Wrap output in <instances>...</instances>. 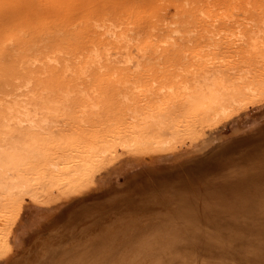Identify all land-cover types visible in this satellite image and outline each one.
Listing matches in <instances>:
<instances>
[{
    "label": "rangeland",
    "instance_id": "1",
    "mask_svg": "<svg viewBox=\"0 0 264 264\" xmlns=\"http://www.w3.org/2000/svg\"><path fill=\"white\" fill-rule=\"evenodd\" d=\"M252 28L264 32V0H0V130L14 131L22 143L27 139L36 168L38 151L49 158L59 147L87 144L121 122H135L143 113L140 100L160 87L175 84L164 93L171 95L163 108L174 106L169 116L181 121V88L200 85L202 77L211 76L207 82L221 88L260 84L254 88L259 94L233 97L222 116L197 117L193 137L139 151L116 149L79 186L14 197L0 264H264V44L247 48L248 56L243 51L247 57L214 53L210 46L222 48L232 33L245 36ZM112 33L123 40L111 41ZM18 48L30 50L19 54ZM21 60L26 72L18 70ZM121 61L138 70L123 77ZM83 62L92 63L86 87L71 82ZM98 64L106 66L97 72L106 78L100 83L90 77ZM32 70L46 73L37 78ZM120 88L127 89L122 103L114 96ZM20 94L27 98L15 97ZM25 114L31 121L19 124ZM168 124L157 134L169 135Z\"/></svg>",
    "mask_w": 264,
    "mask_h": 264
},
{
    "label": "bare ground",
    "instance_id": "2",
    "mask_svg": "<svg viewBox=\"0 0 264 264\" xmlns=\"http://www.w3.org/2000/svg\"><path fill=\"white\" fill-rule=\"evenodd\" d=\"M190 2V1H189ZM232 19V18H231ZM221 20V19H220ZM205 22V21H203ZM220 23V22H219ZM100 24V23H99ZM89 25V24H87ZM87 25H84V28L87 26ZM254 25V24H253ZM219 26V25H218ZM256 25H254L253 27H255ZM89 28L91 26H88ZM139 27V26H138ZM92 28V27H91ZM257 28V27H256ZM88 28H86V31H87ZM110 29V28H108ZM169 29V28H168ZM90 30V29H89ZM88 30V31H89ZM113 29H111L110 31L112 32ZM218 30V29H217ZM238 30V29H236ZM253 30V28L251 29ZM250 31V34L248 35H241L242 33H240V31H238L240 34H238V32L236 31V33H232V37H231V42L227 45L225 44L224 46V42H223V46L221 48V45H217L215 47V45H210L211 47H213L214 49V53H217L216 50L220 51L221 50L225 51L227 50L228 52L232 53V54H236V55H241L243 56L244 53H242L243 51L248 52L247 48H251V51L255 48L254 46H256L257 43H262L263 42V39H264V34H262L263 31H257V30H253L252 32ZM87 31V33H88ZM108 31V30H107ZM94 32V31H92ZM175 32V31H174ZM95 33V32H94ZM105 33V32H104ZM264 33V32H263ZM116 34V33H115ZM121 35V34H120ZM120 35L118 34L117 36L114 35L112 33L111 36H109V39L111 38V41H115L116 43H120L123 38L120 37ZM143 35V34H142ZM217 35V34H216ZM241 35V36H240ZM104 36V35H103ZM108 36V35H107ZM106 36V37H107ZM222 36V35H221ZM227 37V36H226ZM153 38V37H152ZM206 38V37H205ZM215 38V37H214ZM98 40V39H97ZM105 40H108V38H106ZM100 41V39H99ZM97 41V42H99ZM195 41V40H194ZM105 41H103L104 43ZM115 42H114V46H115ZM130 42V40H129ZM198 42V41H197ZM228 42V41H225V43ZM102 43V44H103ZM125 44L127 43L126 40L124 42ZM123 43V44H124ZM194 43V42H193ZM221 43V42H220ZM96 44V43H95ZM101 44V43H100ZM104 44H108V42H105ZM110 45H112V43H109ZM147 44V43H146ZM208 44V43H207ZM108 45V46H110ZM117 45V44H116ZM197 45V44H196ZM258 45V44H257ZM129 47V45H127ZM136 46V45H135ZM208 46V47H210ZM263 46V45H262ZM104 47V46H103ZM207 47V46H204L203 49ZM207 47V48H208ZM116 48V46H115ZM125 48V46H124ZM200 48V47H199ZM24 49H27V48H18V52L19 51H26ZM177 49V48H176ZM175 49V50H176ZM259 49V48H257ZM261 49V48H260ZM27 50H30V48H28ZM95 50V49H94ZM102 50V49H101ZM123 50V48H122ZM127 50V49H125ZM98 51V50H97ZM107 51V49L104 51H102L103 53H105ZM109 51V49H108ZM107 51V52H108ZM165 51V50H164ZM196 51V50H195ZM2 52V51H1ZM34 52V51H32ZM168 53H170L169 51H167ZM166 52V53H167ZM200 52V51H199ZM204 52V51H203ZM226 52V51H225ZM250 52V51H249ZM30 53V52H29ZM109 53V52H108ZM107 53V54H108ZM129 53V52H128ZM157 53V52H156ZM193 53V52H191ZM202 53V52H201ZM212 53V54H214ZM1 54V53H0ZM13 54V53H12ZM20 54V52H19ZM22 54V53H21ZM28 54V53H27ZM36 54V52H35ZM131 54V53H130ZM130 54L128 56H130ZM153 54V53H152ZM179 54V53H178ZM210 54V53H209ZM219 54V52H218ZM25 55V54H24ZM23 55V56H24ZM30 55V54H29ZM121 55V54H119ZM169 55V54H168ZM191 55V54H190ZM206 55V54H205ZM217 55V54H216ZM220 55V54H219ZM224 55V54H223ZM246 55L248 56L249 54L246 53ZM246 55H244L245 57H247ZM18 56V55H17ZM16 56V57H17ZM22 56V55H21ZM33 56V55H32ZM35 56V55H34ZM87 56V55H86ZM92 56V55H91ZM98 56V55H96ZM102 56V54L100 55ZM161 56V55H160ZM163 56V55H162ZM195 56V55H194ZM226 56V55H225ZM243 56V57H244ZM253 56V55H251ZM263 56V54H262ZM20 57V55H19ZM18 57V58H19ZM28 57V56H27ZM44 57V56H43ZM105 57V56H104ZM167 57V56H166ZM176 57V56H175ZM218 57V55H217ZM216 57V58H217ZM227 57H229V54L227 55ZM233 57V55L230 56V58ZM255 57V56H254ZM253 57V58H254ZM258 57V56H257ZM15 58V57H14ZM26 58V57H25ZM97 58V57H96ZM106 58V57H105ZM111 58V57H110ZM109 58V60H110ZM129 58V57H128ZM131 58V57H130ZM129 58V60H130ZM136 58V57H135ZM146 58V57H145ZM162 58V57H161ZM207 58V57H206ZM215 58V57H213ZM220 58H221V55H220ZM225 58V57H224ZM234 58V57H233ZM236 58V56H235ZM17 59V58H16ZM20 59V58H19ZM102 59H103V56H102ZM115 59V58H114ZM174 59V58H173ZM208 59V58H207ZM226 59V58H225ZM229 59V58H228ZM26 60H29V58H27ZM26 60H21V61H18L19 64L18 66L20 67V69L18 68V70H24L25 71V61ZM108 60V61H109ZM217 60V59H216ZM237 60V59H236ZM245 60V58H244ZM264 60V59H263ZM97 61V60H96ZM107 61V59L105 60ZM207 61V60H206ZM219 61V60H218ZM217 61V62H218ZM36 62V58H34L33 62H31L32 65H34ZM43 62V61H42ZM112 62V61H110ZM119 62V61H118ZM131 62V60H130ZM200 62V61H199ZM208 62V61H207ZM206 62V63H207ZM212 62H214L212 60ZM84 63V62H83ZM102 63V62H101ZM121 63L123 65H125L126 67H124L122 69V73L121 74L123 77H129L130 75L128 74L129 72L134 74V72L136 70H138V65H133L132 68H130V66L127 67V65L129 64L128 61H121ZM120 63V64H121ZM190 63V62H189ZM216 63V62H215ZM226 63V62H225ZM252 63V62H250ZM89 64H92V63H89ZM89 64H85L82 65L81 67V70H79L78 68V73L75 75V77L73 76V78H71L73 81H71L74 85L76 84L77 86H81V85H85L87 84V81L89 79V73H90V67L91 65ZM96 64V63H95ZM100 64V62H99ZM95 65V68H94V72H92L91 74L93 75H90V77H92V80L94 79L95 82H98L100 83L101 81L104 82V80L106 79L104 76V80H103V77L100 76L99 74L102 72V70H105L106 66L104 65ZM136 64V63H135ZM258 64V63H257ZM28 65V64H27ZM57 65V64H56ZM107 65H108V62H107ZM140 65V64H139ZM152 65V64H151ZM175 65V64H174ZM192 65V64H191ZM97 66V68H96ZM212 66V65H211ZM209 66V67H211ZM214 66V64H213ZM47 67V66H46ZM67 69L69 68L68 66H65ZM112 67V66H110ZM227 67V66H226ZM38 68V67H37ZM42 68V66H41ZM45 68V66H44ZM62 68V67H61ZM114 68V66H113ZM234 68V67H233ZM39 69V68H38ZM52 69V68H50ZM96 69V70H95ZM117 69V68H116ZM208 69V68H207ZM211 69V68H210ZM219 69V68H218ZM26 70H28L26 68ZM41 70V69H40ZM39 70V71H40ZM49 70V69H48ZM47 68H46V71H48ZM65 70V69H64ZM101 72H98L100 71ZM204 70H206L204 68ZM225 70V69H224ZM227 70V69H226ZM42 71L43 68H42ZM52 71V70H51ZM70 71V70H69ZM76 71V70H75ZM125 71V72H123ZM209 71V70H208ZM207 71V73H208ZM220 71V69H219ZM229 71V70H228ZM28 72V71H27ZM49 72V71H48ZM63 72V71H62ZM62 72H57L56 74H63ZM99 74H98V73ZM254 72V71H253ZM30 76L31 74H35V76L37 75L38 76V70L37 71H30ZM28 73V74H29ZM44 73L46 72H43V73H40L39 75L41 76H45ZM51 73V72H50ZM136 73V72H135ZM198 73V72H197ZM204 74V71L202 72ZM217 73V71H216ZM215 73V76H217V74ZM221 73V72H220ZM24 74V73H22ZM49 74V73H47ZM46 74V75H47ZM55 74V73H54ZM53 74V75H54ZM57 76L56 80L58 78H62V75L60 74V77ZM67 74V73H65ZM102 74V73H101ZM107 74V72H106ZM166 74V73H165ZM168 74H172V73H168ZM202 74V75H203ZM213 74V73H212ZM211 74V75H212ZM223 74V73H222ZM233 74V73H232ZM50 75V74H49ZM69 75V74H68ZM119 75V73H118ZM180 75V74H179ZM226 75V73H225ZM229 75V74H228ZM261 75V74H260ZM25 76V75H24ZM29 76V75H28ZM36 76V77H37ZM51 76V79H52V75ZM54 76V77H56ZM110 76V75H109ZM170 76V75H169ZM175 76V75H174ZM204 76V75H203ZM222 76V75H221ZM255 76V75H254ZM253 76V77H254ZM27 77V75H26ZM64 77V75H63ZM66 77V76H65ZM69 77V76H68ZM67 77V78H68ZM107 77V76H106ZM115 77V76H114ZM136 77V76H135ZM150 77V76H149ZM172 77V75L170 76ZM176 77V76H175ZM194 77V76H193ZM201 78V75L199 76ZM238 77V76H237ZM242 77V76H241ZM38 78V77H37ZM133 78V77H132ZM153 78V77H152ZM192 78V77H191ZM211 78V76L209 77ZM209 78L207 79L206 77L201 79V84L200 85H197V86H194V87H191L190 84L189 86L190 87H182L181 88V91L178 95V100H177V107L180 106V111L179 113H181V121L180 120H177L175 121L176 119H171L170 118V111L172 110H169L170 108H174L173 107H169L168 110H166L165 108V101L166 99H169L168 97H170L169 95L171 94H168V97H165L163 98L164 96V93L166 92H169V93H172V90L170 89V86L169 85H166V86H169L168 87H163V88H159L157 91H155L154 95H152V97H148V98H143V100H140L141 102H143V105H142V110H143V113H142V116L141 117H137V120H135V122L132 123V120H131V124L130 125H126L125 123H122L118 125L117 129L116 127L112 130L111 134H107L108 135H104L103 133H101V135H99V137L97 136L96 138H93L92 141L88 140L87 141V144H83V143H79V144H74V142H71L73 144H70L68 146H66V149L64 148H57L55 152H53L49 158L47 157H44V155H42V153L40 151H38V158L41 160V163H40V166L38 168L37 165L36 167H34L32 164L29 163V160H32L34 159L33 156H35V153L31 152L29 149L30 148H26L28 147V145H25L26 143V140L27 139H24L25 140V143H22L19 139V136L18 137H15L14 135V131H11V130H0V260L4 257L5 253L7 252L8 250V244H9V234H8V228H7V225H8V219H9V216L7 214V207L9 205V202H11L13 200L14 201V197H17L18 195H26V196H29L30 198H34L36 194V192H39V193H44L45 192H50L51 190H57L55 188H60V189H70L72 188L73 186L75 187V185L79 186L78 184H81L83 182H85L89 177H90V172L92 170L93 167L96 166L98 160L105 154H109L111 153V151H116V149H119V148H124V149H137V151H139L140 149L142 148H150V147H153V146H157V145H166L168 143H170L171 138H175L176 137H179V136H191V134H193L196 130V128L198 127V124L199 122L201 121H198L196 118L197 117H201V119H207V117H210V118H216L217 116H222L223 114H225L226 112H228V110L230 109V107L235 104V102H231V100H233L232 98L237 96L238 93L242 92V91H245V94H250V95H255L256 93L259 94V92H257V90H255L257 87V84L254 85L255 87H250L248 86L247 84L243 85L244 86H239V87H235V88H221V86H219V83H217L218 85H215L213 83H210V82H207V81H210ZM218 78V77H217ZM244 78V77H243ZM55 79V78H54ZM53 79V81H54ZM173 79V78H171ZM205 79V80H204ZM223 79V78H221ZM227 79V78H226ZM259 79V78H258ZM55 80V81H56ZM65 80V79H64ZM93 80V81H94ZM100 80V81H98ZM126 80H129L128 78ZM196 80V79H195ZM234 80V79H233ZM233 80H229L230 82L233 81ZM244 80V79H243ZM246 80V78H245ZM244 80V81H245ZM54 81V82H55ZM61 81V79H60ZM107 81V80H106ZM112 81V80H111ZM110 81V82H111ZM114 81V80H113ZM112 81V82H113ZM179 81V80H178ZM189 81V80H188ZM214 81V80H213ZM229 81H226V82H229ZM57 82V81H56ZM59 82V81H58ZM57 82V83H58ZM68 82V80H67ZM129 81H124L122 83V86L124 85H127ZM197 81H195L194 83L196 84ZM225 82V83H226ZM229 82V86H232ZM107 83V82H105ZM153 83V82H152ZM210 83V84H209ZM223 83V82H222ZM241 83V82H240ZM250 83V82H249ZM254 83V82H253ZM252 83V85H253ZM70 84V83H69ZM109 83H107L108 85ZM136 84V83H135ZM224 84V83H223ZM255 84V83H254ZM34 85V84H33ZM63 85V84H62ZM84 85V86H85ZM110 85V84H109ZM116 85V84H115ZM121 85V84H120ZM173 85V83H172ZM175 85V84H174ZM171 86V87H174ZM227 85V86H228ZM234 85H237V83H235ZM241 85V84H240ZM250 85V84H249ZM260 85V84H258ZM262 85V84H261ZM22 86V85H21ZM64 86V85H63ZM83 86V87H84ZM150 86V85H149ZM177 86H179L177 84ZM176 86V87H177ZM225 87V85H223ZM222 86V87H223ZM238 86V85H237ZM45 87V86H44ZM86 87V86H85ZM98 87V86H97ZM115 87V86H113ZM126 87V86H124ZM128 87V86H127ZM175 87V88H176ZM264 87V86H263ZM30 88V87H29ZM73 88V87H72ZM111 88H112V85H111ZM130 88V87H129ZM137 88V86H136ZM140 88V87H139ZM151 88H152V85H151ZM255 88V89H254ZM99 89V88H98ZM103 89V88H102ZM101 89V90H102ZM121 89V88H120ZM120 89L118 90V93H114V96L118 98V100L122 99V101H125V99L127 98V95L125 93V91H127L126 88H123L125 89L124 91H120ZM121 89V90H123ZM132 89V88H130ZM177 89V88H176ZM175 89V90H176ZM17 90V89H16ZM45 90V89H44ZM100 90V92H101ZM109 90V89H108ZM134 90V89H133ZM148 90V89H147ZM259 90V88H258ZM38 91V90H37ZM72 91V90H71ZM75 91V90H74ZM92 91V89H91ZM103 91V90H102ZM120 91V92H119ZM130 91V90H129ZM132 91V90H131ZM146 91V90H145ZM179 91V90H178ZM33 92V91H32ZM35 92V91H34ZM63 92V91H62ZM138 92V90H137ZM147 92V91H146ZM174 92V91H173ZM96 93V92H94ZM113 93V92H111ZM244 93V92H243ZM19 94V93H18ZM30 94V93H29ZM38 94V92H37ZM39 94H40V90H39ZM100 94V93H99ZM139 94V93H137ZM175 94V93H174ZM244 94V95H245ZM83 95V94H82ZM85 95V94H84ZM242 95V94H240ZM243 95V96H244ZM7 96V95H6ZM41 96V95H39ZM38 96V99H40L41 97ZM174 96V95H172ZM177 96V95H175ZM15 97H23V98H27V94L25 95H17ZM61 97V96H60ZM95 97V96H94ZM145 97V95H144ZM257 97V96H256ZM82 98V97H81ZM135 98V96H134ZM250 98V96H249ZM254 98V97H253ZM29 99V98H28ZM33 99V98H32ZM173 99V97L171 98ZM79 100V99H78ZM128 100V99H127ZM137 100V99H136ZM175 100V99H174ZM175 100V102H176ZM237 100V98H236ZM235 100V101H236ZM7 101V100H6ZM26 101V100H24ZM33 101V100H31ZM121 101V103H122ZM119 102V101H118ZM154 102H160L162 105L161 106H150L152 103ZM179 102V103H178ZM3 103V102H2ZM27 103V102H26ZM43 103V102H42ZM46 103V102H45ZM54 103V102H53ZM95 103V101H94ZM159 103V104H160ZM174 103V101H173ZM172 103V104H173ZM237 103V102H236ZM16 104V103H15ZM25 104V103H24ZM56 104V103H55ZM81 104V103H80ZM84 104V103H82ZM141 104V103H139ZM157 104V103H156ZM48 105V104H47ZM86 105V104H85ZM85 105H80L78 106V109H82L85 107ZM175 105V104H174ZM27 106V105H26ZM43 106V105H42ZM44 106H46V104H44ZM52 106V105H51ZM141 106V105H139ZM166 106H168L166 104ZM17 107V106H16ZM11 108V107H10ZM8 108V110L10 109ZM13 108H14V105H13ZM23 108V107H22ZM175 108V110H176ZM42 109V108H41ZM62 109V108H61ZM119 109V108H118ZM21 110V109H20ZM77 110V109H76ZM173 110V111H175ZM178 110V109H177ZM11 112H13L12 109H10ZM68 111V110H67ZM16 112V110H15ZM19 112V111H18ZM23 112V111H22ZM25 113H27V111L24 110ZM141 112V111H140ZM230 112V111H229ZM10 113V112H9ZM14 113V112H13ZM12 113V114H13ZM21 113V112H20ZM82 113V112H81ZM172 113V112H171ZM174 113V112H173ZM17 114V113H16ZM71 114V113H70ZM129 114V113H128ZM9 115V114H8ZM131 115V114H129ZM176 115V114H175ZM3 116V118H6L5 115H1V117ZM5 116V117H4ZM15 116V114L13 115ZM126 116V115H125ZM11 117V116H10ZM28 114H25V119L23 120V118L20 117L21 121H19V124H23V123H29L31 120L28 118ZM57 117V116H56ZM72 117V116H71ZM70 117V118H71ZM124 117V116H123ZM130 117V116H129ZM168 117L170 118L168 120ZM177 117V116H176ZM1 118V119H3ZM13 117H11L12 119ZM19 118V116H18ZM50 118V117H49ZM85 118V117H84ZM179 118V117H178ZM7 119V118H6ZM9 119V120H11ZM14 119V118H13ZM12 119V120H13ZM51 119V118H50ZM134 119V117H133ZM15 120H16V116H15ZM100 120V119H99ZM4 121V119L2 120ZM8 121V120H7ZM93 121V120H92ZM122 121V120H121ZM130 121V119H129ZM134 121V120H133ZM5 122V121H4ZM9 122V121H8ZM169 123V124H168ZM7 123H5L6 125ZM128 124V123H127ZM167 124L170 126L169 129L167 127V129L169 130V135H166L164 133V130H163V133L165 134L164 136L166 137H163V136H160L159 135V132L157 134V131H155V129H158L161 130L163 126H167ZM4 126V125H3ZM26 127V126H25ZM154 127V128H153ZM18 128V127H17ZM24 128V127H23ZM95 128V127H94ZM7 129V128H6ZM15 129V128H13ZM27 129V127H26ZM32 129V128H31ZM76 129V128H75ZM89 129V128H88ZM98 129V128H97ZM116 129V130H115ZM152 130V131H151ZM25 131V129H24ZM27 132V131H26ZM18 135V134H17ZM26 136V134H23V136ZM22 135H20L21 137ZM24 136V137H25ZM31 136V135H30ZM27 137V136H26ZM77 137V136H76ZM193 137V136H191ZM81 138V137H80ZM169 138V139H168ZM187 138V137H186ZM42 139V138H41ZM77 139V138H76ZM75 139V140H76ZM32 140V138H31ZM74 140V139H73ZM82 142L84 139H81ZM80 139H78V141L80 142L81 141ZM86 141V140H85ZM90 141V142H89ZM99 144H97L98 142ZM28 143V141H27ZM33 143V142H32ZM39 143V142H38ZM77 143V142H76ZM89 143V144H88ZM31 145V144H30ZM57 145V143H56ZM62 146L63 144H59V146ZM26 146V147H25ZM43 146V144H42ZM64 146V145H63ZM62 146V147H63ZM25 147V148H24ZM41 147V146H40ZM160 147V146H159ZM164 147V146H163ZM36 148V147H35ZM48 148V147H46ZM45 148V150H46ZM162 148V147H161ZM139 149V150H138ZM37 150V149H36ZM43 150V149H42ZM44 150V151H45ZM53 150V149H52ZM143 150V149H142ZM33 151V150H32ZM136 151V150H135ZM35 152V151H34ZM43 152V151H42ZM34 155H33V154ZM44 153V152H43ZM50 153V151H49ZM115 154V152L113 153ZM36 157V156H35ZM113 157V156H112ZM37 158V157H36ZM101 161V160H100ZM103 164V163H102ZM94 169V168H93ZM92 174V173H91ZM76 186V187H77ZM59 189V190H60ZM53 190V191H54ZM36 191V192H35ZM52 192V191H51ZM43 195V194H42ZM25 196V197H26ZM41 197V196H40ZM19 198V197H18ZM38 198V197H37ZM36 199V198H35ZM10 200V201H9ZM6 201V203H5ZM31 201V200H30ZM36 201V200H35ZM1 262V261H0Z\"/></svg>",
    "mask_w": 264,
    "mask_h": 264
}]
</instances>
